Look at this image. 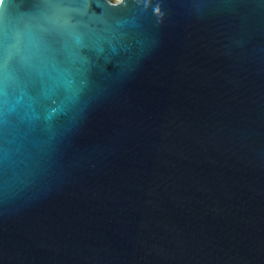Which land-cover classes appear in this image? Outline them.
Wrapping results in <instances>:
<instances>
[{
	"label": "water",
	"instance_id": "1",
	"mask_svg": "<svg viewBox=\"0 0 264 264\" xmlns=\"http://www.w3.org/2000/svg\"><path fill=\"white\" fill-rule=\"evenodd\" d=\"M0 264H264V0H0Z\"/></svg>",
	"mask_w": 264,
	"mask_h": 264
},
{
	"label": "rangeland",
	"instance_id": "2",
	"mask_svg": "<svg viewBox=\"0 0 264 264\" xmlns=\"http://www.w3.org/2000/svg\"><path fill=\"white\" fill-rule=\"evenodd\" d=\"M110 1H112V2H116V1H118V0H110Z\"/></svg>",
	"mask_w": 264,
	"mask_h": 264
}]
</instances>
